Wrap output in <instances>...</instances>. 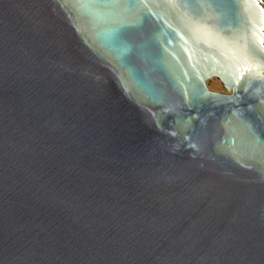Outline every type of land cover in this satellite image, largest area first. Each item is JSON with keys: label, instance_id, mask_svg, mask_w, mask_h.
<instances>
[{"label": "water", "instance_id": "95a60500", "mask_svg": "<svg viewBox=\"0 0 264 264\" xmlns=\"http://www.w3.org/2000/svg\"><path fill=\"white\" fill-rule=\"evenodd\" d=\"M110 2L0 0V264H264L262 1Z\"/></svg>", "mask_w": 264, "mask_h": 264}, {"label": "bare ground", "instance_id": "6f19581e", "mask_svg": "<svg viewBox=\"0 0 264 264\" xmlns=\"http://www.w3.org/2000/svg\"><path fill=\"white\" fill-rule=\"evenodd\" d=\"M260 1H262L264 6V0H260ZM206 85L210 90L213 91L228 92L222 87L220 81L216 77H210L209 82H206Z\"/></svg>", "mask_w": 264, "mask_h": 264}, {"label": "snow or ice", "instance_id": "6c2138e0", "mask_svg": "<svg viewBox=\"0 0 264 264\" xmlns=\"http://www.w3.org/2000/svg\"><path fill=\"white\" fill-rule=\"evenodd\" d=\"M86 7L95 10L96 8L100 7V5H95L93 3H88L87 5H85ZM116 3L115 0H111L110 3L104 4L103 7H116Z\"/></svg>", "mask_w": 264, "mask_h": 264}]
</instances>
